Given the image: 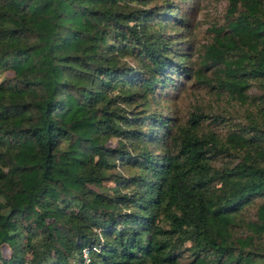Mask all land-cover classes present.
<instances>
[{"label":"trees","instance_id":"obj_1","mask_svg":"<svg viewBox=\"0 0 264 264\" xmlns=\"http://www.w3.org/2000/svg\"><path fill=\"white\" fill-rule=\"evenodd\" d=\"M183 1L0 0V264H264V0L195 63Z\"/></svg>","mask_w":264,"mask_h":264},{"label":"rangeland","instance_id":"obj_2","mask_svg":"<svg viewBox=\"0 0 264 264\" xmlns=\"http://www.w3.org/2000/svg\"><path fill=\"white\" fill-rule=\"evenodd\" d=\"M226 8L227 0H186L179 5L178 15L184 14L187 18L186 25H189L188 29L191 35L189 45L196 51L194 52L193 50V63L197 61V54L210 37L209 27L213 24H222L224 22ZM3 76L10 77L11 74L6 73ZM2 78L0 77V81ZM216 98L217 96L212 91L203 89L193 82H187L183 84L182 90L175 100L173 99L170 104L162 105L170 106L172 108V111H170L172 117L180 123L185 121L193 108H199L201 111L212 115L226 112L230 116L228 124H238L244 120L242 117L244 114L243 107L237 106L226 98L222 100ZM219 132L224 133L223 127ZM2 254L5 259H9L10 253L8 249H3Z\"/></svg>","mask_w":264,"mask_h":264},{"label":"built area","instance_id":"obj_3","mask_svg":"<svg viewBox=\"0 0 264 264\" xmlns=\"http://www.w3.org/2000/svg\"><path fill=\"white\" fill-rule=\"evenodd\" d=\"M90 252H98V247H85L82 249V258H83V264H89L90 263Z\"/></svg>","mask_w":264,"mask_h":264}]
</instances>
